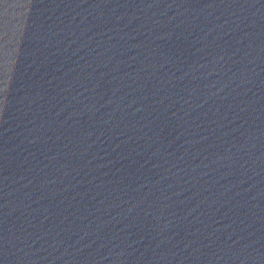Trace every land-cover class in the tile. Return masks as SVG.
<instances>
[{
    "label": "water",
    "instance_id": "obj_1",
    "mask_svg": "<svg viewBox=\"0 0 264 264\" xmlns=\"http://www.w3.org/2000/svg\"><path fill=\"white\" fill-rule=\"evenodd\" d=\"M0 264H264V0H0Z\"/></svg>",
    "mask_w": 264,
    "mask_h": 264
}]
</instances>
